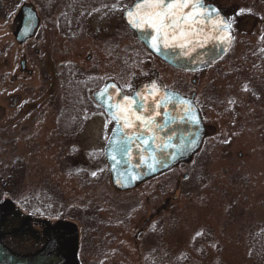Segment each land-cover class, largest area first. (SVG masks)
<instances>
[{
  "label": "rangeland",
  "instance_id": "rangeland-1",
  "mask_svg": "<svg viewBox=\"0 0 264 264\" xmlns=\"http://www.w3.org/2000/svg\"><path fill=\"white\" fill-rule=\"evenodd\" d=\"M135 1L81 10L72 32L59 19L62 5L0 0L4 184L3 175L13 172L12 185L0 183V191L19 185L23 193L46 189L56 197L63 209L57 219L78 229L80 264H257L245 242L249 229L264 227V0H204L232 15L233 44L226 58L198 72L174 70L148 52L124 22ZM25 5L35 8L40 25L19 43L14 19ZM67 70L83 73L95 109L93 94L106 82L125 95L144 83L186 98L197 93L206 132L200 151L190 163L116 191L103 156L113 123L102 109L83 114L73 135L55 129ZM15 205L22 216L57 220ZM202 232L209 240L195 245Z\"/></svg>",
  "mask_w": 264,
  "mask_h": 264
},
{
  "label": "water",
  "instance_id": "water-1",
  "mask_svg": "<svg viewBox=\"0 0 264 264\" xmlns=\"http://www.w3.org/2000/svg\"><path fill=\"white\" fill-rule=\"evenodd\" d=\"M136 0L126 11L123 18L128 28L137 39L143 43L148 52L152 53L159 60L168 66L184 72H198L213 66L220 61L229 51L232 43L230 27L224 29L223 21L225 17L214 5H205V10H214L211 16H204L199 23V35L195 41L181 48L160 46V50H154L150 44L151 29L144 31L133 28L129 24L128 11H135ZM188 11V9H185ZM216 12L219 15H216ZM21 24L15 34V39L19 43H24L30 39L37 26V14L29 6H23L18 16ZM115 85V87H112ZM153 85L142 84L132 94L125 95L113 82H107L93 94V101L101 107L104 116L112 123L113 128L103 150L104 161L107 164L110 183L112 188L119 192H128L145 181L168 172L181 163H190L191 159L201 148L205 138V128L202 123L198 109L193 102V96L183 97L177 92L166 89L153 90ZM136 92L140 93L139 99L145 111H136V104H129L123 100L124 96L133 97ZM101 93L110 95L111 99L105 102V97ZM170 95H165V94ZM162 103L158 109L162 113L156 116L152 127L144 132V139L149 140L145 145L134 139L136 128L124 127V120L119 124L112 118V113L121 114V109L135 111L136 115H147L149 105ZM108 104L119 105L117 108H108ZM134 119V117H132ZM198 121V123H196ZM141 122L136 121L139 125ZM133 137L128 143V151L117 150L114 142ZM151 138V139H149ZM194 141V142H193ZM113 156L115 159H113ZM153 165L152 168L148 164ZM16 215V206L9 199L0 202V232L4 228L7 220ZM43 242L41 247L32 253L18 254L2 245V235L0 233V264H79L78 261V229L76 225L69 221L58 220L54 223L42 220Z\"/></svg>",
  "mask_w": 264,
  "mask_h": 264
},
{
  "label": "trees",
  "instance_id": "trees-1",
  "mask_svg": "<svg viewBox=\"0 0 264 264\" xmlns=\"http://www.w3.org/2000/svg\"><path fill=\"white\" fill-rule=\"evenodd\" d=\"M52 2L62 5L64 11L60 14V20L66 21V27L68 31H75L76 26L78 25L77 15H80L78 12L94 9L98 10L105 7H112L114 0H35V3L39 5L40 9L47 4V2ZM44 15H46L45 10ZM78 13V14H77ZM82 13V12H80ZM63 84L61 87V103L62 107L59 111L56 118V128L60 132L73 135L77 132L79 128L82 127V122L84 120L83 114L93 113L101 111L100 108H96L90 102L86 95V92L91 86H88L85 81L83 73L77 70H67L62 76ZM81 82V83H80ZM79 83V84H78ZM11 173H7L4 176L6 181H9V184H4L3 187L6 188L8 185H12ZM99 178L96 179V181ZM100 181V180H99ZM17 187L20 188L18 185ZM13 187L14 190L7 191L4 188L2 192L0 191V201L3 200V196L7 195L8 198L22 208L26 213L31 212V210L37 209L42 217L47 219H57L61 218L63 214L62 205L57 201V198L51 196L46 189L38 190L37 192L27 191L23 193L19 188ZM73 219H78L74 216H71ZM246 246L248 251V259L257 264H264V227H260L257 230L249 229L246 232ZM208 232H202L200 235H197L193 243L200 244L207 242L210 238ZM149 262H147L148 264Z\"/></svg>",
  "mask_w": 264,
  "mask_h": 264
},
{
  "label": "snow or ice",
  "instance_id": "snow-or-ice-1",
  "mask_svg": "<svg viewBox=\"0 0 264 264\" xmlns=\"http://www.w3.org/2000/svg\"><path fill=\"white\" fill-rule=\"evenodd\" d=\"M135 11H128L127 16L129 17V24L138 30L144 31L151 29L150 35L151 44L150 46L159 51L160 46L176 47L177 45L181 48H186L191 45L195 38L199 35V23L202 17L211 16L214 10H205L202 0H139L135 5ZM188 9V11H185ZM218 16L219 13L216 12ZM224 29L231 26L230 21H223ZM112 87H115L113 85ZM153 90L156 86L153 85ZM101 96L105 97V102L111 99L110 95L101 93ZM170 95V94H165ZM140 97V93L136 92L133 97L124 96L123 100L129 101V104H136V111H145L144 104L137 99ZM108 108H117L119 105L108 104ZM162 107V103H155L149 105L147 108V115H136L135 111H129L127 107L121 109V114L117 115L115 112L112 113V118L119 122L121 119L124 120V127L136 128L138 134H134V139L141 143L148 145L149 140L144 139V131L151 129L152 124L155 121L156 116H161L162 113L158 111ZM134 117V119H132ZM136 121H140L139 125ZM198 123V121H196ZM133 137L128 139H122L114 142V147L117 150H122L125 153L128 151V143L131 142ZM151 139V138H149ZM194 142V141H193ZM113 159L115 157L113 156ZM149 168H152L151 163L148 164ZM95 175V173H93ZM197 235H200L199 233Z\"/></svg>",
  "mask_w": 264,
  "mask_h": 264
},
{
  "label": "flooded vegetation",
  "instance_id": "flooded-vegetation-1",
  "mask_svg": "<svg viewBox=\"0 0 264 264\" xmlns=\"http://www.w3.org/2000/svg\"><path fill=\"white\" fill-rule=\"evenodd\" d=\"M205 4L207 5V3H205ZM32 9L34 10L35 8L32 6ZM218 10L223 15V17L226 18L227 21L231 22V19H232L231 14H228V15L224 14V12L219 8H218ZM20 11H21V9H20ZM20 11L17 12L15 19H14V21L17 23V27H16L15 32L18 31V29H19L18 26H20V24H21V19L18 17L20 15ZM37 19H38L37 26L33 32V35L30 36L31 39L33 38V36L36 35V31L39 28L38 25H40L38 16H37ZM241 20H244V19H242V17H241V19L239 21H241ZM230 30H231V34L233 36V25H232V23L230 26ZM232 44H233V37H232L231 47H232ZM231 47H229L230 48L229 51L224 56L225 58L229 54ZM21 65L23 67L24 62H22ZM64 70H65V68H64ZM151 85L156 86V84H154V83H152ZM156 87L160 89L159 86H156ZM191 95H193V96L195 95L193 98V102H194L195 106L197 107V105H196L197 93H192ZM191 95H190V97H191ZM182 96H184V95H182ZM184 97H186V96H184ZM197 109H198L197 111L200 110L199 107H197ZM199 113L201 115L200 111H199ZM201 118H202V115H201ZM41 223H42L41 219L35 220L32 217H27V216L24 217V216H20L19 214L16 213V215L14 217H11L7 220V223L5 224L4 228L0 232L2 235V239H1L2 243H3L2 245H4L5 247L10 249L11 251L18 253V254H27V253L29 254V253L37 251L41 247L42 242H43L42 224ZM37 226L40 229V232H38V233L36 231ZM24 239L28 240L29 244L32 243V245H33L32 250H31V246H29V244L26 246H25V244H22V246H19V244H17L19 241L21 242V240H24Z\"/></svg>",
  "mask_w": 264,
  "mask_h": 264
}]
</instances>
